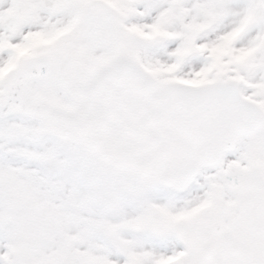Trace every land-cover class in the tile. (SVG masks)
I'll list each match as a JSON object with an SVG mask.
<instances>
[{
    "label": "snow or ice",
    "instance_id": "snow-or-ice-1",
    "mask_svg": "<svg viewBox=\"0 0 264 264\" xmlns=\"http://www.w3.org/2000/svg\"><path fill=\"white\" fill-rule=\"evenodd\" d=\"M0 264H264V0H0Z\"/></svg>",
    "mask_w": 264,
    "mask_h": 264
}]
</instances>
